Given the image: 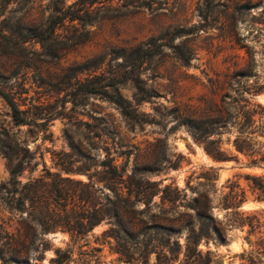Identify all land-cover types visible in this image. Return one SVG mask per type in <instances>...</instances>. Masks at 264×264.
<instances>
[{"label": "rangeland", "instance_id": "obj_1", "mask_svg": "<svg viewBox=\"0 0 264 264\" xmlns=\"http://www.w3.org/2000/svg\"><path fill=\"white\" fill-rule=\"evenodd\" d=\"M75 1L0 0V185H6L0 194V264H56L57 257L61 264H182V251L174 249L176 240L183 245L185 228L166 239L158 221L136 215L131 220L139 232L122 233L117 245L106 218L89 224L100 198L110 194L100 189L101 161L107 157L124 169V177L147 167L142 174L153 191L150 212L165 186L179 189L188 203L197 181H204L196 177L212 167L217 179L208 193L219 225L232 211L222 203L230 187L243 191L237 210L264 214V199L245 179L260 169L242 160H213L177 122L178 107L188 116L205 115L222 93L237 95L236 84L227 87L226 80L246 64L247 55L221 29L224 0H179L157 10L146 0H138L137 8L112 0L93 5L91 14L77 11V5L68 8ZM70 13L77 18L62 19ZM52 25L55 30H49ZM250 44L255 70L264 78V38ZM183 52L191 53L188 63L179 58ZM112 73L120 80L117 91L104 86L107 93L87 92ZM136 74L157 95L137 101L131 79ZM242 80L251 83L254 77ZM115 92L135 110L133 119L108 96ZM248 99L264 107V90ZM8 100L25 110L29 124L14 123ZM40 177L34 185L42 197L33 202L27 188ZM52 184L63 188L62 196L49 195ZM67 217L83 221L82 233L42 230V220ZM247 230L228 226L224 241L199 247L210 250L218 264H251L259 245ZM261 256L264 264V247Z\"/></svg>", "mask_w": 264, "mask_h": 264}, {"label": "trees", "instance_id": "obj_2", "mask_svg": "<svg viewBox=\"0 0 264 264\" xmlns=\"http://www.w3.org/2000/svg\"><path fill=\"white\" fill-rule=\"evenodd\" d=\"M105 1L112 0H76L68 8L73 9L77 5V11H83L85 14H91L93 5L103 4ZM179 0H146L149 8L156 4L153 10L158 8L164 9L163 6L171 4L172 7ZM124 4L133 8L140 7L137 5L138 0H123ZM225 18L222 22L221 29L227 31L231 36L232 41L243 49L247 55L246 64L242 67L234 69L226 80L227 87L236 84L237 95L231 97L227 93L220 95L216 108L210 110L205 115L188 116L180 107L177 109V122L185 124L195 143L202 147L204 152L215 161H230L236 162L242 160L248 167L260 169V172L254 175L247 174L245 179L250 181L251 187L257 190L259 197L264 199V107L260 104L252 103L248 97L264 90V78H260L255 70V48L250 42H259L264 38V0H224ZM256 8L257 10H253ZM68 17L69 20L77 18L75 14L70 13L62 19ZM89 23V22H88ZM49 30H55V26ZM183 30V28H180ZM264 54V50H261ZM191 53L179 54V58L188 63ZM102 73L97 75L101 76ZM253 76L254 80L251 83H246L242 80L244 77ZM137 89V101L149 100L156 92L147 89L141 84V80L137 74L131 76ZM120 80L117 74L112 73L107 80L103 82L96 90H87L89 93H107L102 90L104 86L115 88ZM248 95V97L245 96ZM114 103L121 108L122 112L129 118L133 119L135 110L131 105L123 99L119 93L108 94ZM11 106L12 119L15 124H29L25 115V110H22L18 105L8 100ZM102 170L100 178L104 181V186L109 190L110 194H106L105 198H100L98 207L89 223L94 225L99 223L103 218L112 224L114 239L117 245L120 244V235H136L139 228L135 226L131 220L133 216H148L154 221H158V227L163 230L166 239L170 238L173 232H180L182 228L186 229L184 243L181 245L176 240V249L174 251L183 253L182 264H218L217 260H212V252L210 250L203 251L199 245L201 242L205 244L209 240L224 241L225 228L238 227L243 230L248 227L247 234L256 237L255 243L259 248L255 250V255L249 257L251 264H259L262 262L261 254L264 247V230L261 228L264 221L261 220L264 214H244L237 210L244 195L235 188L230 187L229 191L222 197L223 205L230 208V217L226 218L225 227L219 225L211 214V198L208 190L214 188V181L217 179V173L214 168L210 167L205 174L200 173L196 178L202 177L204 181L198 180L196 186L193 187L194 197L186 204H183L184 193H181L176 187L171 188L165 186L161 190V195L158 203H154L156 210L150 212L152 204V187L143 177V172L147 169L146 166L135 167V169L126 177L123 175L124 169L113 163V158L107 157L101 161ZM60 180L57 173H49ZM42 181V177L34 179L28 186L26 197L33 202H40L42 194L34 185L36 182ZM15 181H12L14 183ZM49 195L52 194L62 196L63 188L59 185L52 184ZM237 187V186H236ZM6 189L5 184L0 185V194ZM7 190H5L6 192ZM213 192V191H212ZM104 200V201H102ZM143 206L139 208V204ZM62 211L66 212L67 204H62ZM48 209L54 213L56 208L50 205ZM132 215V216H131ZM90 219V218H89ZM43 231L55 230L56 227H62L69 231H77L82 233L81 229L85 226L81 220H71L64 218L59 222L51 218L42 220ZM130 223L132 226H128ZM245 236L244 239H248ZM174 242V243H175ZM263 245V246H261ZM118 252L124 254L122 250L117 248ZM170 249V248H169ZM70 250L66 256L69 257ZM204 258V259H203ZM56 264H61V260L54 258Z\"/></svg>", "mask_w": 264, "mask_h": 264}]
</instances>
